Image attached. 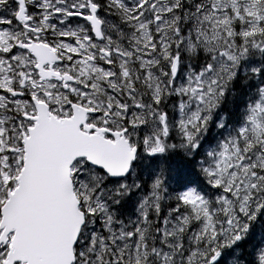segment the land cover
Returning <instances> with one entry per match:
<instances>
[{
  "label": "flooded vegetation",
  "instance_id": "af4514ba",
  "mask_svg": "<svg viewBox=\"0 0 264 264\" xmlns=\"http://www.w3.org/2000/svg\"><path fill=\"white\" fill-rule=\"evenodd\" d=\"M177 2L166 0L155 15L154 0H0V86L19 98H7L6 111L32 122L37 104L69 119L83 110L89 134L101 129L110 141L154 139L148 109L168 108L169 84L163 81L155 93L153 63L164 65L165 54H172L168 67L179 64L184 21ZM21 6L28 22L16 20ZM7 139L3 134L0 143ZM8 192L0 195V219ZM12 235L0 236V264H24L10 262Z\"/></svg>",
  "mask_w": 264,
  "mask_h": 264
},
{
  "label": "rangeland",
  "instance_id": "374dc122",
  "mask_svg": "<svg viewBox=\"0 0 264 264\" xmlns=\"http://www.w3.org/2000/svg\"><path fill=\"white\" fill-rule=\"evenodd\" d=\"M165 1L154 0L155 15L166 9ZM217 1L213 0V3ZM244 14L249 19L245 18ZM235 18H240L237 30H234L232 25ZM263 19L264 9H258L257 0H219L217 9L211 16V23L203 28L208 30H200L196 38H192L195 40H185V55L196 52L199 46H206L208 51L212 50V53L208 68L198 72H192L185 67L182 69L179 87L184 98L173 109L171 116L166 117L170 130L181 133L188 140L191 137L189 128H196L207 120L208 112L212 110L223 91L224 83L234 74L235 66L241 61H245L244 69L241 70L254 65L253 62L251 63L252 57L246 55L249 49L250 51L254 49L253 45H248V39L253 37L254 31L258 29ZM163 23L160 22L158 25ZM238 34L241 39L240 47H237L235 40H232L233 35ZM223 37L228 39V45L221 40ZM138 39L144 40L147 37ZM58 47L67 48V45L59 41ZM163 76L169 79L170 74L166 72ZM156 78L157 75L154 76L157 81ZM166 91L170 92V87ZM62 95L59 92L60 101ZM7 96L8 86L2 84L0 104L6 103ZM11 100L17 101L12 98ZM64 110L61 108V112ZM244 114L245 118L238 129L231 130L219 121L217 127L224 128V137L220 138L218 145L209 152L212 168L207 171V174L215 185L221 186V190L216 193V197L220 198L218 208L226 212L229 225L223 227L221 233L212 231L214 223L204 198L192 189H187L182 194V197L187 199L195 209L196 216L202 217L199 232L204 230L212 234L215 240L224 241L228 245L243 235L244 228L253 214L250 197L252 196L251 187L255 185V181L252 179L261 176L254 175L251 179L249 175L252 167L255 165L264 167V88L260 91L257 100L246 107ZM160 122V116L154 115V123L160 124ZM25 125L26 123L20 118L12 121L10 140L0 149L1 152H6L10 147L15 148L13 153L1 154L0 157V161L5 166L0 171V195L7 188H13L16 185L15 177L21 168V130ZM72 169L76 184L74 185L75 193L89 217L84 237L80 242L79 264H132L135 263V259L138 260L143 255L147 257V252L144 253L141 250L143 228L140 221L134 218L129 220L132 221L131 226L124 228L123 223L118 226L112 209L120 189L135 185L133 179L129 183L125 180H110L105 174L95 172L85 163L77 164ZM139 215L144 214L139 212ZM174 224L177 225V223ZM176 230L179 232V226L174 228L168 226L163 235L158 237V240L166 243V246L153 248V254L163 258L164 262L175 257L173 246L176 242L171 237ZM199 254V251L192 250L184 254V258L188 264H193L197 257L200 259V257L208 256L203 250ZM258 254L260 264H264V244H261ZM109 255L114 258V261L106 260ZM177 259L180 261V255Z\"/></svg>",
  "mask_w": 264,
  "mask_h": 264
},
{
  "label": "water",
  "instance_id": "95a60500",
  "mask_svg": "<svg viewBox=\"0 0 264 264\" xmlns=\"http://www.w3.org/2000/svg\"><path fill=\"white\" fill-rule=\"evenodd\" d=\"M83 123V111L70 120H41L26 144L24 167L4 207L3 222L15 229L14 252L28 264L73 261L72 248L84 223L70 178L76 159L85 158L110 177H123L135 158L136 150L123 140L112 143L100 134L80 132Z\"/></svg>",
  "mask_w": 264,
  "mask_h": 264
},
{
  "label": "trees",
  "instance_id": "16d2710c",
  "mask_svg": "<svg viewBox=\"0 0 264 264\" xmlns=\"http://www.w3.org/2000/svg\"><path fill=\"white\" fill-rule=\"evenodd\" d=\"M259 1V0H258ZM185 10V18L183 29L186 32L195 33L201 25L208 26L211 23L210 12L211 7L206 3H199V0H181ZM202 4V6H200ZM260 7H264V0L259 3ZM239 21L233 20L234 30H237ZM259 29L256 30L255 40L249 42L253 44L254 49L249 51L248 55L254 59L255 67L247 69L244 73L239 71V66L235 68L234 75L227 80L221 95L218 97L214 108L210 111V125L213 126L216 118H223L227 125H236L245 112L248 104L254 102L261 88L264 87V19L259 23ZM208 30V29H201ZM188 36V35H186ZM226 39V37H223ZM231 39V38H230ZM232 40L239 45L240 35H233ZM251 40V39H250ZM197 52V51H196ZM208 52L202 47L197 54H190L185 57L186 68L198 71L207 64ZM218 135L222 136L220 130ZM216 134H214V137ZM174 137L169 138V142L164 147L162 156L155 160L154 168L162 175H159L163 182V176L169 178V182L174 180L178 183L179 178L184 179V185H158L160 192V200L164 199L168 202L170 209L176 208L183 212H192L190 205L179 199V191L185 186L194 187L200 194L209 200L210 207L213 195L212 185H209L204 174L203 162L208 161V154L205 150L207 146L213 143V137L208 133H201L200 129L194 128L192 131L191 142L189 146L185 143V149H181V144L173 145ZM141 163L136 167L135 171L139 172L141 180L144 181L143 192L147 193L151 185L148 182L151 167ZM254 172L258 171L264 174V169L254 167ZM143 178V179H142ZM260 185L257 186L256 193L260 195L259 208L255 214V219L249 223L251 227L250 234H244L241 239H237L233 246L217 244L215 250L218 256L212 261L207 260V264H258L257 249L260 245V236L264 235V178L260 179ZM123 199L133 200V192H126ZM165 205L161 207L165 209ZM222 219V217H219ZM205 238L202 236L201 238ZM202 245V244H201ZM200 264H203L202 262Z\"/></svg>",
  "mask_w": 264,
  "mask_h": 264
},
{
  "label": "bare ground",
  "instance_id": "6f19581e",
  "mask_svg": "<svg viewBox=\"0 0 264 264\" xmlns=\"http://www.w3.org/2000/svg\"><path fill=\"white\" fill-rule=\"evenodd\" d=\"M181 18L183 19V16L181 15Z\"/></svg>",
  "mask_w": 264,
  "mask_h": 264
}]
</instances>
